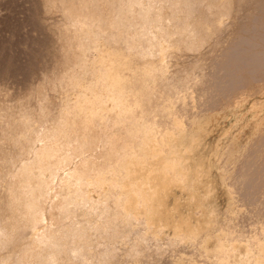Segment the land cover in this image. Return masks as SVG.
Returning <instances> with one entry per match:
<instances>
[{
  "label": "bare ground",
  "instance_id": "6f19581e",
  "mask_svg": "<svg viewBox=\"0 0 264 264\" xmlns=\"http://www.w3.org/2000/svg\"><path fill=\"white\" fill-rule=\"evenodd\" d=\"M0 264H264V0H0Z\"/></svg>",
  "mask_w": 264,
  "mask_h": 264
}]
</instances>
